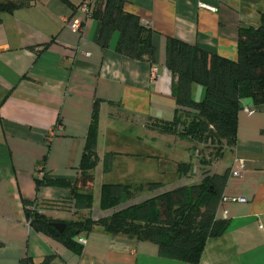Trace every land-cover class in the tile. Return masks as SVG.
<instances>
[{
  "label": "crops",
  "instance_id": "crops-1",
  "mask_svg": "<svg viewBox=\"0 0 264 264\" xmlns=\"http://www.w3.org/2000/svg\"><path fill=\"white\" fill-rule=\"evenodd\" d=\"M83 1L37 0L14 13H0V264H19L24 257L34 264H44L46 257H52L47 264H188L160 256L156 243L112 235L102 226L77 236L86 238L77 253L35 230L26 203H35L56 221L90 216L89 210L73 212L67 183L80 173L97 101L99 160L92 173H105L111 154L107 171L119 168L112 183L154 182L158 136L178 141L151 126L155 120H171L177 108L175 78L166 65L169 37L236 59L239 29L261 24L264 0H124L126 9L154 31L155 64L118 53V32L102 48L97 43L100 22L80 9ZM68 18L80 19L82 30L69 29ZM153 65L158 68L154 82ZM193 94L200 99L204 90L195 85ZM133 124L136 134L130 132ZM125 127L136 150L117 148ZM188 156L189 151L184 161ZM240 162L241 176L234 177ZM40 165L48 179L38 187ZM228 169L218 213L228 230L208 241L199 264H264V105L242 101L237 142L213 170ZM199 179H179L173 186Z\"/></svg>",
  "mask_w": 264,
  "mask_h": 264
},
{
  "label": "trees",
  "instance_id": "trees-1",
  "mask_svg": "<svg viewBox=\"0 0 264 264\" xmlns=\"http://www.w3.org/2000/svg\"><path fill=\"white\" fill-rule=\"evenodd\" d=\"M36 2L0 0V13H14ZM91 16L100 22L97 43L102 48H107L113 34L118 32V53L136 61L156 63L153 29L142 23L138 14L128 11L124 0H96L91 7ZM261 20L257 27H240L236 59L220 56L174 37L168 39L166 65L175 78L173 95L177 108L171 120H155L151 126L178 139L189 140L191 150L202 143L213 145L207 154L198 157L196 164L193 151H189L190 160L177 165V174L182 180L196 177L200 165L198 182L179 183L170 189L160 181L148 182L147 191L156 193L129 205L127 203L141 193L139 187L133 188L123 183L105 184L101 190L100 204L103 210L111 212L97 220L89 216L82 220L66 221V228L59 235L49 230V225L56 221L53 217L40 212L38 207L28 209L34 203H26L31 226L54 236L77 253H81L83 246L77 241V236L90 233L95 226H102L112 235L124 234L156 243L160 256L199 264L208 241L228 230L227 220L220 218L218 213L230 171L218 173L213 169L225 150L233 148L237 142L238 113L242 101L251 100L255 106L264 105V15ZM195 85L204 90V96L200 99L194 97ZM99 102L94 105L80 173L72 184L67 183L71 186L74 213L90 211L94 206L92 190L95 178L92 171L99 160ZM109 155L106 157L105 171L111 168ZM47 179V176L43 179L36 177L37 186H42ZM2 245L0 242V248ZM51 260L52 257H46L43 263ZM19 264H34V261L24 257Z\"/></svg>",
  "mask_w": 264,
  "mask_h": 264
},
{
  "label": "rangeland",
  "instance_id": "rangeland-1",
  "mask_svg": "<svg viewBox=\"0 0 264 264\" xmlns=\"http://www.w3.org/2000/svg\"><path fill=\"white\" fill-rule=\"evenodd\" d=\"M199 96V95H198ZM197 96V98H199ZM136 124H133V126L130 129V132L136 134L138 131L135 127ZM122 132V131H121ZM126 132V127L124 132L121 133V138L119 143H118V150H136L137 144L133 141V135L132 136H127ZM128 138L132 139L128 141ZM191 146V142L187 139H178L177 142L174 141V138H161L158 136V139L156 140L154 144V149L158 156L160 157V162L157 161L159 157L156 158L155 163H156V169H155V175L151 181H160L164 183L165 187L170 188L172 187L176 182L179 181V176L177 174V165L181 161L185 160V155L188 153V151H193L194 155V164L197 163L198 157L202 156V154H207L210 149L213 147V145H205L204 143L200 144L197 147H194L193 150L189 148ZM188 147L187 150L184 148ZM193 147V146H192ZM211 147V148H210ZM199 151V152H198ZM187 152V153H186ZM168 159H166V155ZM108 157V156H107ZM111 159V166H112V161H113V156L109 155ZM190 159V156H188ZM116 166V163L114 164ZM159 165V167H158ZM200 170L201 166H198V169L195 173L197 175L196 177H200ZM119 171V168L117 170L116 167H113L112 171H106L105 173L103 172H95L93 173L95 176V183H94V188L92 190V197H93V209L89 211V214L91 217H93L95 220L99 219L102 216L107 215L111 211L109 210H103L101 208L100 200H101V190L105 184H112L111 180L113 179V175H115ZM193 180H196V177L192 176ZM146 183H138L136 185H133L132 187H139L142 191L141 193L135 197L132 201L128 202L127 205L135 202H140L149 196L154 195V193H150L146 189ZM124 206V205H123Z\"/></svg>",
  "mask_w": 264,
  "mask_h": 264
},
{
  "label": "built area",
  "instance_id": "built-area-1",
  "mask_svg": "<svg viewBox=\"0 0 264 264\" xmlns=\"http://www.w3.org/2000/svg\"><path fill=\"white\" fill-rule=\"evenodd\" d=\"M96 0H84L83 3L80 5V9L88 16H91V7L95 4ZM200 6L203 8H207L210 10H215V7L207 4V3H200ZM66 25L69 29H71L74 32H79L82 30V21L78 18H68L66 20ZM158 77V68L156 65H153L152 67V73H151V80L154 82ZM53 134V133H52ZM242 162L239 163L238 169H234L232 171V176L239 177L241 176L240 168L242 167ZM46 176L45 168L43 165H40L37 169V178L43 179ZM38 206L34 203L33 205L28 206V209L35 210ZM40 209V212H45L42 210V208L38 207ZM71 209L74 210L73 204L71 205ZM226 213H224L225 215ZM30 222V219H28ZM77 241L81 244H84L86 242V238L84 237H77Z\"/></svg>",
  "mask_w": 264,
  "mask_h": 264
},
{
  "label": "water",
  "instance_id": "water-1",
  "mask_svg": "<svg viewBox=\"0 0 264 264\" xmlns=\"http://www.w3.org/2000/svg\"><path fill=\"white\" fill-rule=\"evenodd\" d=\"M66 223L63 221H54L49 225V230L54 235H59L66 228Z\"/></svg>",
  "mask_w": 264,
  "mask_h": 264
}]
</instances>
